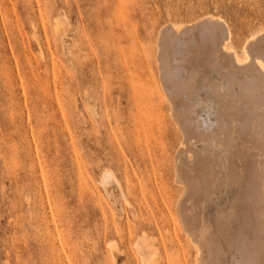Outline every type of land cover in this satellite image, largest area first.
I'll return each mask as SVG.
<instances>
[{"label":"rangeland","instance_id":"rangeland-1","mask_svg":"<svg viewBox=\"0 0 264 264\" xmlns=\"http://www.w3.org/2000/svg\"><path fill=\"white\" fill-rule=\"evenodd\" d=\"M209 14L238 56L264 29V0H0V264L195 263L155 44Z\"/></svg>","mask_w":264,"mask_h":264},{"label":"bare ground","instance_id":"bare-ground-1","mask_svg":"<svg viewBox=\"0 0 264 264\" xmlns=\"http://www.w3.org/2000/svg\"><path fill=\"white\" fill-rule=\"evenodd\" d=\"M230 35L210 14L156 34L158 83L182 141L176 214L194 264H264V29L241 56Z\"/></svg>","mask_w":264,"mask_h":264}]
</instances>
